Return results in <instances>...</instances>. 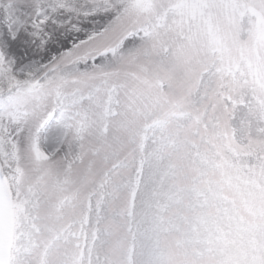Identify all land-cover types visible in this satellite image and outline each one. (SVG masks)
Returning <instances> with one entry per match:
<instances>
[{
  "label": "snow or ice",
  "instance_id": "obj_1",
  "mask_svg": "<svg viewBox=\"0 0 264 264\" xmlns=\"http://www.w3.org/2000/svg\"><path fill=\"white\" fill-rule=\"evenodd\" d=\"M0 264H264V0H0Z\"/></svg>",
  "mask_w": 264,
  "mask_h": 264
}]
</instances>
